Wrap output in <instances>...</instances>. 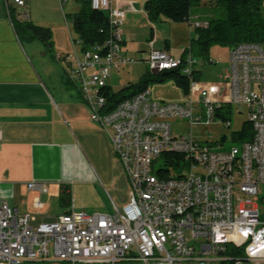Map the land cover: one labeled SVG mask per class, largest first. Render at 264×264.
I'll use <instances>...</instances> for the list:
<instances>
[{
	"label": "built area",
	"instance_id": "1",
	"mask_svg": "<svg viewBox=\"0 0 264 264\" xmlns=\"http://www.w3.org/2000/svg\"><path fill=\"white\" fill-rule=\"evenodd\" d=\"M90 5L106 12L108 38L82 50L81 39L73 37L72 52L54 57L107 134L129 183V201L110 213L71 209L33 226V215L0 199V264H264V42L232 46L222 91L211 98L202 89L199 100L192 93L198 59L184 49L173 58L149 43L142 61L150 71L181 68L189 79L185 100H155L147 88L107 110L103 90L111 73L136 59L124 49V7L113 0ZM192 25L205 28L208 21L196 17ZM232 105L247 108L253 130L240 147L213 151L192 132H172V118L193 126ZM164 153L183 156L182 167L170 168L167 176L152 170ZM28 187L47 191L42 182Z\"/></svg>",
	"mask_w": 264,
	"mask_h": 264
},
{
	"label": "crops",
	"instance_id": "2",
	"mask_svg": "<svg viewBox=\"0 0 264 264\" xmlns=\"http://www.w3.org/2000/svg\"><path fill=\"white\" fill-rule=\"evenodd\" d=\"M23 1L0 0V199L21 214L33 215V226L71 209L84 210L74 200L83 195L79 186L95 194L93 206H88L92 212L122 209L129 192L117 198L114 188L120 176L129 186L123 168L107 134L90 118L78 88H69L73 84L66 80L63 63L54 57L73 50L76 35L68 15L76 13L80 3L68 0L67 13L60 0ZM115 2L125 10L122 38L128 55L147 54L149 43L169 53L168 39L156 45V22L147 17L146 0ZM188 22L194 27L191 17ZM25 23L51 31V52L39 39L28 38ZM32 181L44 183L47 191L30 189Z\"/></svg>",
	"mask_w": 264,
	"mask_h": 264
},
{
	"label": "trees",
	"instance_id": "3",
	"mask_svg": "<svg viewBox=\"0 0 264 264\" xmlns=\"http://www.w3.org/2000/svg\"><path fill=\"white\" fill-rule=\"evenodd\" d=\"M67 0H60L62 5ZM80 3V9L70 15L73 31L82 41V50H86L96 43L104 42L110 35L109 20L106 12L93 9L90 0H76ZM263 0H219L213 4H222L226 15L224 18H211L205 28L195 27L196 37L190 40L183 54L190 52L195 57L209 60L210 47L213 44H221L232 47L239 43L264 42V17L261 14ZM197 0H146L145 11L151 22L169 20L176 23L190 21L191 8L198 5ZM28 38H37L44 43L48 50L52 51L51 31L48 28L31 23L23 25ZM193 79L199 80L200 71L194 70ZM172 81L184 95L189 92V79L181 73V68L164 70L152 73L146 71L137 83H128L124 87L114 91L109 86L104 90L106 109H111L124 99H128L137 93L149 88L150 82L164 83ZM230 106H225L222 112H216V116L222 121L229 122L226 113ZM253 130L251 122L247 119L242 122L239 130L232 132L231 138L236 142H244L252 139ZM225 139V138H223ZM164 172L161 176H167L169 169L182 167L183 156L179 153H164L161 158Z\"/></svg>",
	"mask_w": 264,
	"mask_h": 264
},
{
	"label": "rangeland",
	"instance_id": "4",
	"mask_svg": "<svg viewBox=\"0 0 264 264\" xmlns=\"http://www.w3.org/2000/svg\"><path fill=\"white\" fill-rule=\"evenodd\" d=\"M67 5L68 0L63 4L65 12L68 13L67 10L69 7ZM261 14L264 17V0L262 2ZM225 15L226 11L222 4L199 3L198 5L192 6L190 17L191 21H194L195 16H199L200 20H209L217 17L224 18ZM68 18H70V15H68ZM187 22L188 21L176 23L163 19L154 23V28L156 29L158 37L156 45H161L165 38L168 39V43L170 44L169 54L173 58L180 57L182 50L186 48L190 40L197 35L195 28L191 27V25L188 24L189 22ZM229 49L230 47L225 45L213 44L210 47L209 60L201 59L198 56L196 57L198 62L193 67L195 70L200 71V77L198 86L192 90L195 100H199L198 94L202 89H206L211 98H216V90L220 89L222 91L221 87L223 84L220 76L228 66ZM130 56L136 59V62L126 66L120 72L114 71L111 79L108 80L114 91L122 88L129 82L137 83L141 76L149 70L147 65L142 61V59L147 56L145 52H139ZM69 88L77 90V87H73V85ZM149 89L154 99L162 100L163 102H180L184 100L183 92L177 88L172 81L164 83L150 82ZM222 97V95L217 96V98ZM226 116L229 119L228 124L217 116H214V120L210 122H206L208 119L204 116L202 123H196L193 126H191L185 118H172L170 119V123L172 132L175 136L187 135L192 132L196 139L201 140L204 144H208L211 150L227 151L233 146L240 147L241 143L232 140L231 134L239 130L242 122L248 119V111L245 106L237 107L232 105L230 111L226 113ZM163 167L162 159H157L153 163V173L156 174L157 171ZM122 177L123 176H120L119 179L115 181L114 190L118 194L117 198L124 195L128 197L129 186L126 184L125 178ZM79 190L83 195L77 197L78 200H74L82 206L84 211L91 213L93 208L88 206H93L94 200H96L95 194L92 193L90 188L85 190L83 186H79ZM109 190L111 192V189ZM114 201L119 205L118 200L114 199ZM109 203L110 205L112 204L110 199ZM64 206L66 207V205ZM112 211L111 208V212Z\"/></svg>",
	"mask_w": 264,
	"mask_h": 264
},
{
	"label": "water",
	"instance_id": "5",
	"mask_svg": "<svg viewBox=\"0 0 264 264\" xmlns=\"http://www.w3.org/2000/svg\"><path fill=\"white\" fill-rule=\"evenodd\" d=\"M151 72H152V73H154V74H156V73H157V71H153V70H152Z\"/></svg>",
	"mask_w": 264,
	"mask_h": 264
}]
</instances>
